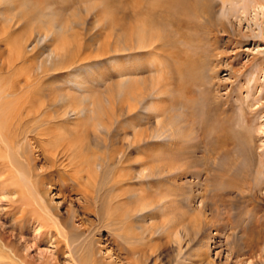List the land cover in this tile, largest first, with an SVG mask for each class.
<instances>
[{"label":"bare ground","instance_id":"bare-ground-1","mask_svg":"<svg viewBox=\"0 0 264 264\" xmlns=\"http://www.w3.org/2000/svg\"><path fill=\"white\" fill-rule=\"evenodd\" d=\"M96 1V6H89L88 14L99 9L95 22L101 26L100 30L106 28L111 34L119 33L115 43L110 35L108 39L111 38L112 42L106 40L99 45L98 57L114 55L129 62L144 63L149 56V67L154 70L158 64L152 60L155 62L160 51L165 54L169 47L176 49L168 34L170 26L177 32L176 36H181L183 49L168 57L174 61L167 63L166 60L159 64L163 72L161 76H165L164 71L168 69L178 79L175 97L169 100L171 106L166 107L164 87L167 79L150 77L147 81L141 76L138 80L136 73L142 75L145 70L142 68H135L134 76L133 72L131 75L126 72L125 80L116 86L115 95L110 94L109 89L108 96H89L82 101L55 95L36 98L29 92L32 82L27 77V73L31 74L33 70L28 68L31 71L20 72L19 76L12 74V80L0 86V213L9 223L8 228L5 223L0 225V264H96L85 248L87 243L80 242L78 233H71L69 225L77 218L76 213L69 210L62 213L60 204L54 207L55 195L50 198V192L57 184L69 197L80 198L78 211L94 220L88 228L95 223L99 230H108L112 238L121 243L118 247L124 257L132 260L137 252L130 243L145 233L152 237L155 225L146 228L145 222L147 219L153 221L154 212L181 209L187 201L189 206L194 199L195 182H185V187L178 183L197 177L192 171L197 166L196 154L205 143V135L204 132L199 134L201 129L195 127V118L197 115L209 116L208 121L217 131L222 121H217V113L221 115L224 109L218 102L205 109L206 94L200 96V101L186 95V90L188 95H192L191 88L201 89L203 85L198 72L201 69L198 55L190 50L192 40L187 34H181L182 28L194 30L193 22L207 15L208 8L202 0H129L126 8L120 10L128 11L132 19L123 27L121 20L112 15V8H106L105 3L110 4L108 0ZM257 7L264 10V2ZM97 36L101 37L102 33H97ZM44 37L47 39V35ZM64 53V45L61 48L54 45L49 56L60 59ZM99 65H104V59L99 61ZM46 66L41 64L36 68L37 72L46 76L52 65ZM12 67L15 66L6 65L0 74L12 73ZM117 95L125 98L124 102L128 104L125 117L133 121L131 137L125 132L121 141L126 142V151L145 156L141 162H134L137 165L134 171L122 150V142L119 148L114 147L123 117L122 112L116 110ZM148 100H159L152 110L158 115L155 128L149 135L143 127L144 119L138 116L136 119L139 108L144 112L149 110L146 108ZM82 103L85 104L84 109L80 108ZM86 109L92 117L80 118ZM227 110L231 111V105ZM246 121L249 120L246 118ZM226 122L228 124L229 120ZM115 124L119 127L114 130ZM91 131L93 136H90ZM220 137L213 135L211 141L228 143L227 139ZM150 139L161 140L162 149L156 152L157 144L155 150L145 148ZM209 147L206 154L210 161L218 153L216 147ZM146 149L153 152L148 153ZM169 155H173V160ZM128 164L130 171L135 173L134 178L125 168ZM116 166L119 167L117 172L112 170ZM134 180L139 181L138 187H132ZM159 185L160 188L157 187ZM163 188L170 190L167 195L160 192ZM183 190L187 192L182 193ZM173 191H180V194ZM136 218H141L144 223L139 224L138 234L134 230ZM164 223L162 220L160 229L168 233ZM179 225L168 227L177 242ZM42 246L46 247L45 250ZM137 260L133 264H140Z\"/></svg>","mask_w":264,"mask_h":264},{"label":"rangeland","instance_id":"rangeland-1","mask_svg":"<svg viewBox=\"0 0 264 264\" xmlns=\"http://www.w3.org/2000/svg\"><path fill=\"white\" fill-rule=\"evenodd\" d=\"M108 1L110 4L105 3L106 8H112V15L120 19L124 27L125 23L131 21L132 14L128 11L124 13L120 9L126 8L129 0ZM97 2L0 0V70L8 64L15 66L12 67V73L1 72L0 86L12 80L11 75L14 73L19 76L20 72L23 74L33 70L31 74L27 73V77L32 82V90L29 92L36 98H51L55 95L82 101L89 96H108L109 89L110 94L115 95L116 86L125 80L126 72L130 75L133 72L134 76L135 68H142L145 69L142 75L136 73L135 78L138 80L141 76L147 81L150 77L167 79L164 100L166 99L165 105L169 108V100L175 97L174 90L178 79L168 69L164 71L165 76H161L163 72L159 64L166 60L167 63L174 61L168 57L183 49L181 36H176L177 32L170 26L168 34L171 42H175L176 49L169 47L165 49V54L160 51L155 62L152 58V63L158 64L154 70L149 67V56L144 63L129 62L122 57H113L114 55L98 57L101 51L99 45L106 40L112 42L111 38L108 39L110 35L115 43L119 33L111 34L106 28L100 30L101 26L95 22L99 9H93V13L88 14L89 6H96ZM202 2L207 6L208 14L193 22L194 30L182 28L181 35L189 36L193 45L190 50L198 55L197 61L201 65L198 72L203 93L195 87L191 88L192 95H188L187 90L185 93L197 101L201 100L202 94H206L208 101L205 99V109H210L213 102H218L222 104L224 113H217V121L222 120L217 131L213 130L211 121H208L209 116L197 115L195 118V127L202 130L199 134L204 132L205 135V143L200 153L196 154L197 166L192 171L197 177L186 178L178 183L185 187L186 183L195 182L192 193L194 199L189 204L191 207L187 205V201L181 209H169L165 213L154 212L153 221L147 219L145 222L146 228L151 224L155 225L152 237L145 233L143 237L130 243L137 252L132 260L124 257L123 251L118 247L121 243L114 240L108 230H99L95 223L88 228L94 220L80 214L78 196L69 197L62 188L59 189L58 184L50 192V198L55 195L54 207L60 204L59 210L61 209L62 213L64 210L76 213L77 218L69 225L71 233H78L80 242L87 243L85 248L96 264H133L137 259L140 264H264V10L257 7L264 0ZM97 33H102V36H97ZM44 35H47V39ZM54 45L59 48L64 45L65 53L60 59L49 56ZM103 59L104 65L100 66L99 61ZM41 64L47 65L46 68L52 65L49 66L52 72L46 76L41 75L36 69ZM115 99L118 105L116 110L118 113L121 111L123 117L120 124L122 129L114 141V147L119 148L122 142V150L125 151L134 171L137 167L134 162H141L145 156L126 151V142L121 139L124 138L125 132L131 137L133 121L125 117L128 105L124 102L125 98L117 95ZM158 102L159 100H148L146 108L149 110L144 112L139 108L136 115V119L137 116L144 119L143 127L148 135L155 128V118L158 114L152 110ZM82 105L80 108L84 109L85 104ZM229 105L231 111L227 110ZM179 109L181 111V106ZM87 112L88 110L83 111L80 118H86V115L92 117L91 113ZM210 116L213 114L210 113ZM116 125L114 130L119 127ZM194 131L198 132L196 129ZM93 134L91 131L90 136ZM213 135L224 137L228 143L212 142ZM160 141L150 139L145 148L152 147L155 150L157 144V152L163 147ZM209 146L216 147L218 153L210 161L206 154V148ZM146 151L153 152L149 149ZM169 156L173 160V155ZM129 164L125 166L128 171L131 169ZM112 170L117 172L119 167L116 166ZM131 175L134 178L135 173L131 172ZM138 183L139 181L134 180L132 187ZM169 191L165 188L160 190L166 195ZM173 193L180 194V191ZM1 215L2 213L0 225L5 223L8 228L9 223ZM162 220L165 221L168 233H163L160 229ZM140 223L144 224L143 220L136 218V234L140 232ZM176 224H182L177 229L178 242L168 230V227ZM41 248L45 250L46 247Z\"/></svg>","mask_w":264,"mask_h":264}]
</instances>
